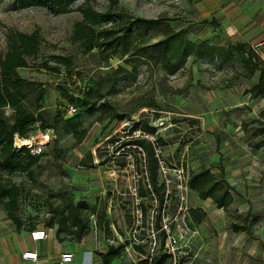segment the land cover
Returning <instances> with one entry per match:
<instances>
[{"label":"rangeland","instance_id":"374dc122","mask_svg":"<svg viewBox=\"0 0 264 264\" xmlns=\"http://www.w3.org/2000/svg\"><path fill=\"white\" fill-rule=\"evenodd\" d=\"M119 4L137 17L169 20L176 30L186 29L193 42L249 45L264 37V0H119ZM93 5L105 11L109 1ZM77 7L56 15L42 7L20 8L16 0H0V54L8 52L10 34L38 33L43 39L39 54L17 72L40 85L45 109L62 112L64 120L78 118L72 124L79 134L92 124L81 142L72 129L64 130V124L59 133L48 128L53 138L38 162L33 163L25 152L0 165V183L19 189L14 203L2 198L0 190L4 231H17L3 205L8 202L28 231L68 218L70 204L83 202L96 207V212L76 214L89 227L85 239L96 244L91 250L95 263L110 246H123L120 259L125 264H141L151 254L157 264H264V97L253 99L249 94L258 75L248 78L238 60L206 56L191 57L175 74L161 65L139 63L135 75L119 80L114 73L118 66L132 69L125 63L128 56L100 63L97 50L86 52L81 43L72 41L76 24L83 20ZM161 38L162 32L153 31L146 41ZM53 56L71 58V73ZM43 64L60 71L44 69ZM89 86L95 88L92 104L97 111L91 116L80 108L77 115H70V107L77 105L73 100ZM11 114L7 109L6 115ZM100 117L105 118L98 122ZM151 128L154 133L145 131ZM42 131L38 128L29 135L34 139H26L35 145ZM139 138L145 140V147L124 146ZM150 146L158 163L159 186H165L161 211L150 187ZM92 160L94 167L82 165ZM18 161L26 171L14 169ZM221 166L235 189L234 202L218 216L215 208L211 221L219 229L213 237L248 235L262 243L261 254L248 250L221 259L205 245L203 226L209 225V216L199 224L190 215V209L205 206L189 186L191 172L207 167L219 176ZM249 215L251 221L246 219ZM234 225L246 226L248 231L236 234ZM160 228L166 230L165 239ZM66 238L64 243L71 246L70 235ZM131 246H140L142 250L136 252L144 257L129 256Z\"/></svg>","mask_w":264,"mask_h":264},{"label":"trees","instance_id":"16d2710c","mask_svg":"<svg viewBox=\"0 0 264 264\" xmlns=\"http://www.w3.org/2000/svg\"><path fill=\"white\" fill-rule=\"evenodd\" d=\"M100 0H16L20 8L42 7L50 13L61 15L73 11L78 5L77 11L82 14L83 20L77 23L73 32L72 41L81 43L86 52L97 50V56L100 63L108 64L114 56H128L126 64H130L132 69L127 70L118 66L114 73L119 76V80L129 79L137 72L139 63H148L161 65L164 70L170 74H175L184 69L191 57L203 58L219 56L227 61L238 60L248 72V78L258 75V81L250 90L251 98L257 99L264 97V64L259 55H257L251 44H236L229 46L213 45L206 41L193 42L187 36L186 29L176 30L166 19H149L137 17L128 13L119 4V0H108L109 5L105 11H99L94 7V3ZM153 31L162 32V38L156 42H147V37ZM43 39L38 33L31 35L24 33H15L8 36V52L0 54V165L13 160L15 156L27 153V158L33 163L39 161L41 155H33L28 148L15 147L18 139H32L34 135L29 136L38 128L47 132L48 128H53L56 133L64 128L65 131L72 129L75 137L81 142L92 124L82 132L77 131V126L73 121L78 118L64 120L62 112H51L43 106L44 91L35 81L25 79L19 75L17 69L28 67V60L35 58L40 52V46ZM53 60L64 65L69 73L73 70L71 58L63 56H53ZM138 63V64H137ZM42 68L59 72L57 67H51L43 64ZM94 86H89L84 90L80 97L75 100L78 112L80 108L87 110L89 115H94L97 111L92 104ZM75 106V105H73ZM101 109L105 106L100 104ZM7 109L12 111L10 116L6 115ZM78 112L74 115H77ZM105 117H100L97 121L101 122ZM61 124L64 127L61 129ZM80 125V124H79ZM39 126V127H38ZM139 127L137 123L132 127L136 131ZM52 130V131H53ZM147 132L154 133V129H147ZM115 141V140H113ZM144 139H134L124 143L145 147ZM119 148H115L117 152ZM147 160L150 165V187L152 193L159 200V208L164 204L165 186H159L158 183V163L155 158V150L152 146L147 150ZM83 166L94 167L93 160L90 163H83ZM15 170L26 171L27 168L18 161L14 166ZM212 168H203L198 172H191L189 176V186L199 194L202 200L211 198L217 208H229L234 202L232 191L234 187L224 178L225 168L218 167L219 176L211 172ZM161 189L163 191L161 193ZM1 197L9 201H16L19 197V189L15 186L4 187L0 183ZM141 197H146L144 190L139 191ZM8 213V217L16 225L17 232L26 230L22 227L20 219L14 214L11 203L3 204ZM70 216L63 220L49 221L46 223L47 228L56 231V239L60 243L67 241L66 235H70V241L80 243L89 235L88 225H83L76 214L80 211L96 212V207H89L86 203L70 204ZM191 217L201 223L206 217V212L201 208L190 209ZM249 215L247 221H251ZM45 227V226H43ZM38 228L34 226L33 229ZM32 229V230H33ZM236 233L247 231L246 226L234 225ZM160 230V229H159ZM31 231V230H30ZM164 239L166 232L162 230ZM136 249L142 250L140 246ZM125 248L123 246H110L106 253L100 254L103 264H112L113 261L122 257ZM141 264H157V259L148 257L141 260Z\"/></svg>","mask_w":264,"mask_h":264},{"label":"crops","instance_id":"0c3cea01","mask_svg":"<svg viewBox=\"0 0 264 264\" xmlns=\"http://www.w3.org/2000/svg\"><path fill=\"white\" fill-rule=\"evenodd\" d=\"M203 202L205 203L204 209H206L209 214L206 216H209L210 225L209 226L204 222L205 225L203 226V235L205 237V245L208 250L211 248V253L214 252L215 255L221 259H223V257H228L229 255L232 256L233 254H242L243 251L248 253V250H250V253L253 255L254 253L258 254V252L259 254L262 253V243L258 239H251L248 235H223V237H213V235H215V230L219 229L218 226H215V224L211 221L214 217L213 213L215 212V208H217V206L211 198L203 200ZM216 210H218V214L215 215H221L220 213L223 209L221 210L217 208ZM4 228L5 226L0 223V264H35L25 261L22 257L24 252L30 250H36L39 253L40 264L59 258L64 253L74 254L75 257L72 264H103L102 260L95 263V254L91 252V250H93L96 246L93 239H83L80 243L72 242L71 246H67L66 243H60L56 239V230L51 229L50 238L48 240L33 242L30 238V231L23 230L21 232H6L4 231ZM247 231L240 232L245 233ZM112 264L125 263L119 258L113 261Z\"/></svg>","mask_w":264,"mask_h":264},{"label":"built area","instance_id":"2783aa9c","mask_svg":"<svg viewBox=\"0 0 264 264\" xmlns=\"http://www.w3.org/2000/svg\"><path fill=\"white\" fill-rule=\"evenodd\" d=\"M251 47H252L253 51L257 55H259V57L261 58V60L263 61V64H264V37L261 38V40L256 41L255 43H252ZM77 112H78V108L76 106H71L70 109L68 110V113L70 115H74ZM52 138H53V132H50V131L43 132V133H41L39 142L35 143V145H29L28 148L31 150V153L33 155H41L45 151L46 147L49 145ZM33 139H34V137H33ZM18 141H20V140L18 139ZM15 147L20 148V145H18L17 141L15 143ZM162 168H163V166H162ZM180 175L185 177L184 176V170L180 171ZM50 230L51 229L47 228V227H38V228L30 231V238L33 242L46 241L50 238ZM162 230H164L166 232L165 229L160 228V231H162ZM195 233L197 235H200V232L198 230H196ZM166 237H167V234H166ZM172 241H174V243L176 242L175 239H173ZM153 251H154V248H153ZM127 253L131 257H133V255L144 257V256H142L141 253L136 252V249H134L132 246L130 249H127ZM22 257L27 262L40 264V256L36 250L26 251L23 253ZM74 257L75 256L72 253H64L59 258H56V259H54L50 262L44 263V264H72L74 262ZM150 257H153V254H151V256H149V258ZM144 258L148 259V256L144 257ZM140 260L141 259H139V261Z\"/></svg>","mask_w":264,"mask_h":264},{"label":"bare ground","instance_id":"6f19581e","mask_svg":"<svg viewBox=\"0 0 264 264\" xmlns=\"http://www.w3.org/2000/svg\"><path fill=\"white\" fill-rule=\"evenodd\" d=\"M29 145H31L30 140L23 139V140L20 141V148H25V147H27Z\"/></svg>","mask_w":264,"mask_h":264}]
</instances>
